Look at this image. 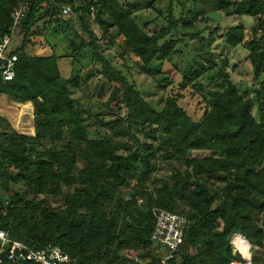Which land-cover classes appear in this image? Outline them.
Returning <instances> with one entry per match:
<instances>
[{
  "label": "trees",
  "instance_id": "obj_1",
  "mask_svg": "<svg viewBox=\"0 0 264 264\" xmlns=\"http://www.w3.org/2000/svg\"><path fill=\"white\" fill-rule=\"evenodd\" d=\"M19 1L0 0V36L10 33L11 11ZM83 1L76 5L75 0H33L20 25L23 40L14 50L16 75L1 83L0 96L16 104H33L35 135L19 132L0 116V228L33 248L58 245L76 264H157L160 252L153 247L159 246L151 238L156 223L153 209L178 208L175 211L188 218V225L179 259L171 264H228L242 259L231 244L237 234L264 248V227L259 222V213L264 212V79L256 99L232 82L211 91L200 119H193L174 96L157 109L102 54L103 37L91 29L90 15L95 13L104 34L115 28L147 71L156 57L170 54L172 40H160L176 26L175 21L150 33L137 21L139 10L152 7L149 2ZM194 1L210 4L214 11L233 9L238 15L258 17L247 49L256 75L264 74V0ZM67 5L78 14L88 39L72 28V19H63L62 8ZM190 15L198 19L197 11ZM46 19L75 34L70 41L74 53L62 55L71 58L70 76L62 73L60 56L28 50L32 28ZM209 34L200 33L202 38ZM224 40L234 47L241 44L243 24L231 27ZM82 50L91 53L104 78L121 85L118 100L125 109L126 141L89 135L86 114L98 119L100 113L87 110L74 96L81 86ZM205 59L207 65L198 61L189 75L184 73L193 87L195 79L216 68L229 79L224 71L227 59L221 67L213 53ZM110 100L114 99L108 105ZM255 101L259 119L253 114ZM193 150L221 155L192 157ZM160 159L172 164L173 174L157 183L154 173ZM21 182L24 191L10 190ZM220 182L225 187L213 189L211 185ZM63 187L67 189L63 205L53 211L40 196L60 195ZM261 257L260 261L253 254L251 264H264V252ZM0 264L16 263L4 257Z\"/></svg>",
  "mask_w": 264,
  "mask_h": 264
},
{
  "label": "rangeland",
  "instance_id": "obj_2",
  "mask_svg": "<svg viewBox=\"0 0 264 264\" xmlns=\"http://www.w3.org/2000/svg\"><path fill=\"white\" fill-rule=\"evenodd\" d=\"M75 1L76 5L84 3L83 0ZM120 1L123 4L134 1H140L142 5H147L148 2L151 3L152 7L143 8L137 12V21L150 33L159 32L165 29L169 22L175 21L176 26L171 28L167 35L160 40V43L172 40L173 47L170 54L166 58L156 57L149 71H147L135 52L124 44L123 37L117 33L115 28H111L110 33L104 34L98 26V22H96L95 13L90 15L91 29L95 31L99 38L103 37L100 38L102 54L110 59L112 64L134 84L138 92L157 109H161L167 99L174 96L179 98V104L193 119H200L207 109V100L211 96L210 92L223 90L230 82L234 83L246 96L253 99L257 98L264 74L256 75V66L249 58L247 42L251 38L252 27L258 24V17L246 14L238 15L233 9L214 11L210 4H203L194 0H189L190 2L185 0ZM169 9L173 10V17H169ZM194 11L198 12V19L196 20H193L190 15V12ZM63 19H72V28L81 37L88 39V35L79 25L78 14L73 9L70 14L64 15ZM49 21L48 19L43 20L32 28L28 50L37 55L60 56L61 71L64 75L70 76L74 67L71 58H62V55L67 56L66 54L74 53L70 41L75 34L70 29L66 30L65 33L60 26H55L53 20ZM49 24H51L50 27ZM239 24H243L245 27V40L235 47L226 44L224 34L231 27ZM201 31L210 34L206 38H202ZM22 40L23 31L21 27H18L12 35L10 50L14 51L19 48L22 45ZM79 41L77 42L79 43ZM81 52L82 58L78 63L82 67L79 72L81 86L74 90V96L80 100L87 110L100 113L97 116L98 119H96L94 115L90 116L87 112V122L91 124L89 135L91 137L98 134L110 135L116 140L126 141L127 133L122 126L125 109L118 100L121 85L118 82L108 81L103 77L101 69H99L100 66L92 63L89 51L82 50ZM208 52L213 53L220 67L223 65V59L228 60L224 71L229 75V79L224 78L223 74L218 72V68H216L195 79L193 83L197 88L193 87L194 85L184 77V73L189 75L192 66L197 68L198 61L207 65L205 57ZM110 98L114 100H110L108 105ZM253 114L257 119L260 118L256 101ZM0 116L7 118L11 124L13 123L12 125H15L19 132L35 135L34 106L30 101L16 104L10 98L0 96ZM141 137L143 136L141 135ZM190 155L192 157H204L220 156L221 154L208 150H193ZM172 174V164L164 159L158 160L154 173L156 182L160 183V180L169 178ZM225 185V183L220 182L218 185L211 186L213 189H217V187L224 188ZM25 188L23 182H21L11 186L10 190L24 191ZM10 190H8L9 193ZM66 191V187H63V193L60 195H42L40 198L44 197L53 211H57L63 205ZM137 192V190L134 191V193ZM128 193H130V190H128ZM259 219L264 227V212L259 213ZM153 251L157 253L160 252V249L154 245ZM190 251L193 252L194 250L190 249ZM262 252H264V248L254 245L251 248V257L253 254L258 255L261 261ZM133 255L135 254L132 252L131 256Z\"/></svg>",
  "mask_w": 264,
  "mask_h": 264
},
{
  "label": "built area",
  "instance_id": "obj_3",
  "mask_svg": "<svg viewBox=\"0 0 264 264\" xmlns=\"http://www.w3.org/2000/svg\"><path fill=\"white\" fill-rule=\"evenodd\" d=\"M33 0H20L11 11L12 26L10 33L0 36V86L2 82L13 80L16 75L18 55L10 50L12 35L20 27L30 10ZM71 8L64 6L62 15L70 14ZM156 223L152 232V240L160 248L159 263L171 264L179 259V248L184 242L188 218L173 209H153ZM241 236V235H238ZM238 236H234L231 244L234 253H240L242 259H231L228 264H251L249 256L243 253V248L237 245ZM250 249V248H249ZM250 251V250H249ZM6 257L13 263L32 262L33 264H76L67 252L58 245H48L45 248H33L27 243L12 237L6 230L0 228V263Z\"/></svg>",
  "mask_w": 264,
  "mask_h": 264
},
{
  "label": "crops",
  "instance_id": "obj_4",
  "mask_svg": "<svg viewBox=\"0 0 264 264\" xmlns=\"http://www.w3.org/2000/svg\"><path fill=\"white\" fill-rule=\"evenodd\" d=\"M13 124V123H12ZM16 130H19V129H17L16 127H15V125H12ZM238 235H241V234H237V236ZM239 239V240H238ZM238 241V242H237ZM243 242V243H242ZM236 243H237V245H239V246H243L242 248H243V252H245V253H249V252H251V248H252V246H254V245H256V244H254V243H252L251 241H249L245 236H243V235H241V236H238L237 237V240H236ZM241 243V244H240ZM250 248V249H249ZM250 250V251H249Z\"/></svg>",
  "mask_w": 264,
  "mask_h": 264
},
{
  "label": "bare ground",
  "instance_id": "obj_5",
  "mask_svg": "<svg viewBox=\"0 0 264 264\" xmlns=\"http://www.w3.org/2000/svg\"><path fill=\"white\" fill-rule=\"evenodd\" d=\"M239 240V239H238ZM238 242V241H237ZM243 243V242H242ZM241 244V243H240ZM243 247V246H242ZM246 256H249L250 254L248 253H245V252H243Z\"/></svg>",
  "mask_w": 264,
  "mask_h": 264
}]
</instances>
